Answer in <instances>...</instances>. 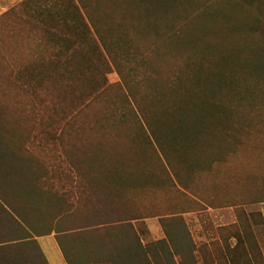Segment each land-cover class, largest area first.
<instances>
[{"label":"trees","instance_id":"16d2710c","mask_svg":"<svg viewBox=\"0 0 264 264\" xmlns=\"http://www.w3.org/2000/svg\"><path fill=\"white\" fill-rule=\"evenodd\" d=\"M190 1L22 2L44 50L18 69L16 81L38 101L41 110L33 109L31 118L47 121L46 147L53 143L59 154L44 163L17 147L37 136L22 135L0 107V264H49L36 236L53 231L68 264L198 263L185 206L151 204L140 195L193 190L197 175L226 162L252 132L264 134V108L256 106L264 104V12L241 25L235 12L212 13L213 22L231 25L213 29L200 27L196 12H180ZM244 34L262 41H242ZM114 71L121 79L116 85L109 79ZM114 88L118 99L110 104L129 108L123 118L138 125L137 141L130 144L125 134L131 156L125 160L117 146L68 149L65 126L72 128ZM256 89L262 93L253 97ZM115 114L106 111L102 119ZM98 126L87 129L107 141ZM146 158L154 159V169L145 168ZM261 185L264 201V178ZM226 195L215 190L205 200L214 208ZM150 217L159 218L165 236L145 242L137 222ZM245 232L217 253L219 264H264Z\"/></svg>","mask_w":264,"mask_h":264},{"label":"rangeland","instance_id":"374dc122","mask_svg":"<svg viewBox=\"0 0 264 264\" xmlns=\"http://www.w3.org/2000/svg\"><path fill=\"white\" fill-rule=\"evenodd\" d=\"M23 1L25 0H0V107H6L11 112V122L22 135L37 136L35 140L26 138L22 147L19 144L17 147L22 149L25 146L34 158L46 163L51 157L59 154L56 150L59 148H54V150L53 143L50 144V147H46L51 138L49 134H46L47 121L43 120L41 123L35 124L31 118V111L33 109L40 111V105L37 100L33 101L31 97L27 96V93L16 81L18 69L29 62L32 56L44 50L37 31L32 24L28 23L29 19L22 12ZM206 1L191 0L185 4L186 7L182 6L180 12L183 14L196 12L201 15L197 21L200 27H212L213 29L228 28L231 25L221 19L213 22L208 18L209 14L223 16L235 12V17H239L238 23L241 25L246 19L253 16L252 14L256 15L259 11L264 12V1H261V5L254 3L252 6L244 5L240 0H212L213 4L211 5ZM240 37L242 41L254 43L262 41L261 39H251L245 34ZM109 79L114 85L121 82L115 71L109 74ZM257 92L262 93L261 90L256 89L252 96L258 95ZM118 93L117 88L112 89L108 93L109 96H104L91 110L84 111L77 122L73 124V129L70 125L65 126L69 133L65 141L68 149L82 153L84 150L87 152V149H89L88 152L93 151L96 146H100L97 149L117 146V149L123 152L125 160L126 157L131 156L124 151L125 144H127L125 134L130 133V144L132 140L137 141L135 135L138 125L132 116L123 118L122 113L129 108L110 104L111 100L118 99L116 97ZM107 98H109L108 101ZM256 106L257 109L264 108L263 103ZM107 109L113 114L116 113L115 120L102 119L104 113L109 111ZM126 112L128 113V110ZM262 114L261 110L260 115ZM93 123H98L102 127L100 133H108L105 134L109 137L107 141L100 140L99 142L87 129L89 128L87 126ZM81 127L83 129H80ZM44 138L46 144H43L42 139ZM241 143L242 145L236 149L237 152L228 157L226 162L215 165L210 171L197 175L191 186L193 190H186L183 193L174 189L146 191L140 195L144 201L151 204L162 205L165 201H170L185 206L188 212L184 216L195 242L200 247L197 264H219L217 253L222 249L225 250L228 243L234 245L236 243L234 236L237 234L245 236L247 229L254 236L264 254V201H259L262 196L258 194V190H263L261 183L264 178V134L252 132V135L245 138L244 143ZM142 160L145 162L146 169H154V159ZM215 190H220L227 195L216 202V207L211 208L205 197ZM147 219L137 222V226L144 231V241L151 242L160 236L153 234L149 226L153 225L154 229L157 226L161 227V230L163 228L158 217Z\"/></svg>","mask_w":264,"mask_h":264},{"label":"crops","instance_id":"0c3cea01","mask_svg":"<svg viewBox=\"0 0 264 264\" xmlns=\"http://www.w3.org/2000/svg\"><path fill=\"white\" fill-rule=\"evenodd\" d=\"M149 220V219H147ZM149 226V229L153 234L160 236L158 239L163 238L165 235L161 227H156L155 229ZM38 243L40 244L49 264H68L65 255L58 243L57 234L55 231L36 236Z\"/></svg>","mask_w":264,"mask_h":264}]
</instances>
